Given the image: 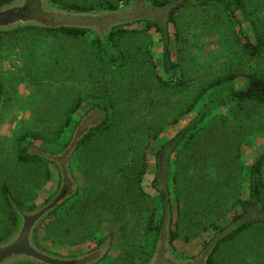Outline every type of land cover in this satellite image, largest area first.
I'll list each match as a JSON object with an SVG mask.
<instances>
[{
	"label": "rangeland",
	"instance_id": "374dc122",
	"mask_svg": "<svg viewBox=\"0 0 264 264\" xmlns=\"http://www.w3.org/2000/svg\"><path fill=\"white\" fill-rule=\"evenodd\" d=\"M66 1L71 2L72 0ZM144 7L147 8L146 3ZM117 10L123 11L113 15L59 18V20L68 21L75 25L94 28V32L91 30L83 40L68 39L61 43L55 35L39 30H25L15 35L0 36V78L6 84L5 89L10 92V94L8 92V95L3 96L4 101L0 100V230L8 225V214L10 216L9 209L3 202L5 186L14 196H18L25 208H28L29 205L38 207L51 199L61 182L56 161L37 164L23 163L19 160L20 138L30 131H39L44 139H31L25 143L21 142V144H24L29 150L36 148L52 155H58L67 147L61 151L56 150L66 143L67 146L70 144L77 128L90 111L101 109L98 107L91 108L93 103L90 99H86L87 95L96 92V88L89 84L84 85L85 83L76 86L70 77L71 73L68 74L69 72L65 73L61 70L62 63V67H64L67 58H71V56V68L78 67L81 61L89 64V58L95 57V51L91 49V46L95 48L94 39L98 37L102 41L104 39L103 45L109 55L111 51L120 56L119 50H121L124 56L128 58L129 65L124 69L125 72L117 73L115 86L121 91L136 89L140 97L121 92L122 106L120 110L135 109L134 113L128 112V119L129 121L134 120V125L137 124L140 129L151 123L166 125L169 119L177 115L180 109L190 101L203 81L228 69L235 59L241 58L244 61L245 56L248 57L240 43L236 41L235 29L237 27H232L220 6L192 5L184 7L176 14L180 37H177V28L173 23H169V27L172 39H179L173 46L174 59H178L179 63L183 65L192 82L189 87L184 86L177 90L162 87L157 83L152 72L154 65L155 67L160 65L164 41L161 33L155 27L148 26L147 22L163 23V14L142 10L138 0L129 2L119 0ZM246 10V15H243L241 9H237V13L241 15V18H244L242 21L250 37L255 39V24L259 31L264 32V0H248ZM118 25L126 26L135 32L128 33L124 39H118L116 46H109L107 39L109 31ZM95 28L98 32L95 31ZM49 52L51 53L49 54ZM84 55L87 57H83ZM46 62L51 64L49 73H53L48 77L52 86L48 85L40 92L31 85L36 79L31 74L42 73V70L48 68ZM245 67V70L248 71L253 69L260 71L264 69V60L251 58ZM58 71L60 72L58 73ZM83 74L85 73L83 72ZM244 84L243 78L237 80V85L242 86ZM47 90H50L51 96L59 95L62 98L41 102L43 101L42 96ZM75 95H82L86 100L78 110L70 114L73 125L65 133L59 135L58 126L64 123L68 117L67 109L72 105ZM34 99L36 103L33 102ZM145 103H149L150 112L144 111V108L139 105ZM230 114L229 119L226 118L227 122H225V117L219 114L217 123L213 121L214 126L211 129L208 128L207 133L197 142L198 145L186 150L183 156L180 193L196 199L202 206L216 205L217 210L223 198L214 189L208 192V186L217 185L218 188L221 186L220 189H223L227 196L230 195L228 192H231L232 195L228 196L229 201L244 194L245 181L242 178L246 175L247 167L252 162L257 145L264 142V107L249 108ZM120 123L122 122L120 121ZM118 129L120 134L125 133L127 125H124L123 128L120 126ZM174 132L175 128L172 126L169 130L164 131L156 141H153L145 151L147 167L142 181L147 193L145 204L141 201L139 204L130 202L126 208V220L119 223L106 222L101 224L100 235L97 240H90L77 245L54 244L50 239L51 234L45 231V223L49 217L38 231L37 236L40 245L52 252L71 256L94 251L100 246L103 249L104 244H108V249H104L107 254L119 256L124 253L125 249L129 252L132 245L138 241L143 239L146 241V228L150 216L153 214L154 205L158 206L155 211L157 223L164 215V210L160 206L159 191L153 185V181L156 176L160 175L158 185L164 188V172H167L170 159L175 157V153L169 157L167 153H162L160 159L157 156V151L167 138L173 136ZM239 142L242 143V157L236 160L234 164V180L231 183H229V179L223 181V174H215L214 180L209 177L205 173L204 162L212 158L217 163V157L227 156ZM136 147H140L139 144ZM135 153L138 154L137 148ZM159 160L160 170L157 166ZM197 168L199 175H196ZM218 168H220V164L217 165ZM85 176L82 171L75 170L74 172V177L79 186H83ZM228 185L231 189H227ZM153 196L155 204H153ZM235 207V211H242L241 205ZM170 215V228L174 229L178 219V208L174 198ZM205 216L207 215L199 214L197 226L189 225L187 227L188 219L185 221L184 225L187 228H182V236L174 242V245H171V249L177 258L197 259V264H201L209 249L215 246L219 232L212 226L207 227V224L212 220L211 216L204 218ZM249 217L263 219L264 209L262 205L255 203ZM167 218L169 217L167 216ZM230 221L231 219H225L221 225H227ZM120 226L126 230L124 231ZM161 232L155 249L152 247L155 235H150V258L153 259L151 264H162L165 257H171L167 247L166 224ZM187 235L193 236L185 238ZM124 241H126L125 244ZM212 257L216 264H264V225L256 224L234 239L223 242ZM151 259L145 264H149ZM137 263L142 264V261L139 260Z\"/></svg>",
	"mask_w": 264,
	"mask_h": 264
},
{
	"label": "trees",
	"instance_id": "16d2710c",
	"mask_svg": "<svg viewBox=\"0 0 264 264\" xmlns=\"http://www.w3.org/2000/svg\"><path fill=\"white\" fill-rule=\"evenodd\" d=\"M11 1L13 0H0V6ZM51 1L62 9L73 10L78 13H91L101 10L113 12L119 8V0ZM147 1L150 5L159 8L167 6L173 7L169 13L166 26L157 21L147 22L148 26L155 27L161 33L164 41L160 65L158 64V67L154 65L152 72L153 77L156 78L160 86L177 90L184 86L189 87L192 82L183 65L179 63L178 59H174L173 46L179 39H172V33L169 27V23L175 25V28H177L176 35L179 38L180 29H178L176 14L180 9L187 6H220L232 24V27H237V30L235 29L237 35L236 41L240 43L244 53L248 57L245 56L246 59L244 61L241 58L235 59L228 69L219 74H214L210 79L208 77V79L203 81L190 101L180 109L177 115L171 117L166 125L151 123L141 129L137 124L134 125V120L129 121L128 119V112L131 111V113H134L135 109L128 111L120 110L122 106L121 92H125L130 96L135 95L136 97H140L136 89L121 91L115 86L117 73L125 72L124 69L129 65L128 58L124 56L121 50H119L120 56L115 55L111 51L109 55L104 48L102 39L98 37L93 40L95 48L91 46V49L95 51V57L89 58V64L81 61L80 67L71 68L72 56L71 58H67V63L64 67H62V63L61 70L65 73L69 72L68 74L71 73V76H69L75 82L74 84L76 86L85 83L84 85L89 84L91 87L96 88V92L87 95L88 97L86 99H90L93 103L91 108L98 107L101 110L104 109L107 117L100 124L93 127L79 141L74 152L70 167L73 174L75 170L84 172L86 175L85 182L83 186H79L78 192L72 198L68 199L50 215L49 220L45 223V231L51 234L49 236L54 244L68 243L70 245H77L90 240H97L100 235L101 224L106 222L119 223L126 220V208L130 202L139 204L141 201L145 204L147 193L142 185L147 167L145 151L164 131L169 130L172 126L175 128L173 136L167 138L157 151V156L160 159L162 153H167L168 157L172 153H175V157L170 159L167 172H164V188L158 185L160 175L156 176L153 181V185L159 191L160 206L164 210V215L160 222L157 223L155 211L158 206L154 205L153 214L150 216L151 218L146 228V241L145 239L138 241L135 245H132L129 252L125 249L124 253L119 256L107 254L98 264H138L137 262L139 260L142 261V264L147 263L151 259L150 235H155L152 243V247L155 249L157 241L162 234L161 231L165 227L167 213L172 210L173 198L178 208V219L175 228H170L171 245H174V242L182 236V228L186 227L184 223L187 219V227L189 225L192 227L194 225L197 226L199 223V214L207 215L204 218L211 216L212 221L210 220L211 222L207 224V227L212 226L219 232L212 255L223 242L234 239L256 224L260 223L264 225V218L249 217L255 203L261 204L264 209V142L257 145L252 162L248 165L246 175L242 178L245 181V195H238L232 201H229L228 196L232 195L231 192H228L230 195L227 196L224 190L220 189L221 186L219 188L216 187L217 185L208 186V192L214 189L223 198L217 210L216 205L202 206L196 199L189 198L180 193V181L182 180L181 177L183 174V156L186 150L198 145L197 142L207 133L208 128L211 129L214 126L213 121L217 123L218 115L222 114L225 117V122H227L226 118L229 119V115L232 112H240L241 110L260 106L264 107V69L260 71L254 69L251 71L245 70V64L251 58H261L264 60V32L259 31L258 26L255 24L256 38L252 39L244 27V22L242 21L244 18H241V15L237 13V9H241L244 13L243 15H246V4L248 0ZM25 30L46 31L49 34L55 35L61 43L68 39L83 40L91 30L94 32L92 28L90 29L85 25L73 24L72 26H63L60 28L29 25L18 27L11 31L0 32V36L15 35ZM130 32L134 33L135 31L121 25L113 27V30L109 31L107 37L108 45L116 46L118 39H124ZM83 57H87V55ZM46 65L48 68L42 70V73H38V75L31 74L34 79L36 78L35 82L31 85L40 90V92L48 85L52 86L48 77L53 73H49L51 64L46 62ZM79 70L84 71L80 72ZM241 78H243L245 84L239 86L237 85V80ZM5 86V82L1 79V101H4L3 96L8 95L9 92L5 89ZM60 98L62 97L59 95L51 96L50 90H47L45 95L42 96L43 101L41 102L55 101ZM85 100L82 95L73 96V103L67 109L68 117L64 123L58 126L59 135L65 133L73 125L70 114L78 110ZM33 102L36 103V100L34 99ZM139 105L144 108V111L150 112L149 109L151 107H149V103ZM123 123L127 125V130L125 133L120 134L118 128L120 126L123 128ZM31 139H44V136L39 131H30L24 134L19 140V160L23 163L37 164L50 161L45 157L34 154L24 144H21V142L25 143ZM137 144L140 147H136ZM241 144L239 142L235 149L233 151L231 150L232 153L230 151L227 156L217 157V163L212 158L207 159L208 161L204 162L205 173L213 180L215 179V174H223L222 180L229 179V183H231L234 180V164L236 160L242 157ZM65 147H67V143L56 151H61ZM136 148L138 154L135 153ZM218 164H220V168L217 169ZM157 166L158 170H160V160ZM194 170L196 171V169ZM196 175H199L198 168ZM230 185H228L227 189L230 188ZM4 190L3 202L6 208L9 209L10 216L8 214V225L0 230V240L11 235L17 226L16 211L10 196L20 207L25 208V205L19 200L18 196H14L6 186ZM153 204H155L154 196ZM236 205H241V212L235 211ZM34 208H36L35 205H29L25 209ZM1 215L3 216V214ZM225 219H231V221L227 225L222 226L221 222ZM122 228L124 229V227ZM191 236L193 235H187L185 238H190ZM223 237L224 239L222 240ZM37 239H39L38 236ZM125 243L126 241H124ZM212 255L210 254L208 256L207 264H216Z\"/></svg>",
	"mask_w": 264,
	"mask_h": 264
},
{
	"label": "water",
	"instance_id": "95a60500",
	"mask_svg": "<svg viewBox=\"0 0 264 264\" xmlns=\"http://www.w3.org/2000/svg\"><path fill=\"white\" fill-rule=\"evenodd\" d=\"M146 3L147 10L152 13H162L164 17L163 25L166 26L172 6L155 7L147 0H138ZM132 5V3H131ZM130 5V6H131ZM123 10L95 11L91 13H78L62 9L51 0H13L0 6V32L11 31L23 26H39L48 28H60L72 26L73 23L59 20L68 16L88 17L100 15L120 14ZM126 11V9H124ZM98 32V30H95ZM104 41V39H103ZM94 116H97L96 118ZM107 117V113L101 109L90 111L83 119L72 137L70 144L65 151L58 155L49 154L43 150L32 148L34 154H38L50 161L59 164L61 176L60 186L57 192L47 202L34 209L20 207L10 196L17 216V226L7 238L0 240V264H98L107 254L98 248L94 251L78 255H61L42 247L37 239L38 231L50 215L68 199L72 198L79 189V185L72 173L70 159L76 150L79 141L95 126L100 124ZM62 161V162H61ZM166 220L167 225V247L174 264H197V259H179L173 253L170 243V211ZM215 246L211 247L201 264H207L208 256L212 254ZM153 262L151 259L150 263Z\"/></svg>",
	"mask_w": 264,
	"mask_h": 264
},
{
	"label": "flooded vegetation",
	"instance_id": "af4514ba",
	"mask_svg": "<svg viewBox=\"0 0 264 264\" xmlns=\"http://www.w3.org/2000/svg\"><path fill=\"white\" fill-rule=\"evenodd\" d=\"M140 6H141V8H142V10H146V11H148L145 7H144V4H143V2L141 1L140 2ZM149 12V11H148ZM68 17H71V16H68ZM68 17H65V19H68ZM94 29V28H93ZM96 30H97V28H95ZM62 162V161H61ZM58 166H59V164H58ZM109 245L108 244H104V248L101 250L102 252L103 251H105L106 249H108L107 247H108ZM101 247V246H100ZM99 247V248H100ZM105 249V250H104ZM96 250V249H95ZM170 256V255H169ZM174 261H173V259H171V257L169 258V257H165L164 258V260H163V262H162V264H174L173 263Z\"/></svg>",
	"mask_w": 264,
	"mask_h": 264
}]
</instances>
